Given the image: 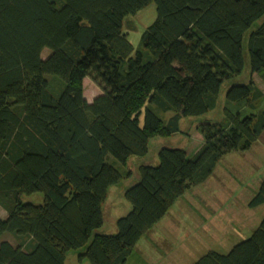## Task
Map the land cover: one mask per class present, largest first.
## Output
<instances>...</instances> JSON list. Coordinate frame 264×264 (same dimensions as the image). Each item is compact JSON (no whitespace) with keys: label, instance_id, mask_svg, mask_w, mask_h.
<instances>
[{"label":"trees","instance_id":"16d2710c","mask_svg":"<svg viewBox=\"0 0 264 264\" xmlns=\"http://www.w3.org/2000/svg\"><path fill=\"white\" fill-rule=\"evenodd\" d=\"M151 2L155 19L135 49L123 22ZM245 69L264 81V0H0V264H65L69 251L125 264L186 190L263 133L264 93L234 82ZM87 76L101 87L90 102ZM224 87L226 120H200L193 156L162 147L157 164L131 174L108 160L146 156L150 138L213 110ZM117 185L131 207L102 234ZM35 193L41 203L22 200ZM263 204L264 177L247 206ZM10 232L19 242L3 238ZM192 264H264V216L227 253Z\"/></svg>","mask_w":264,"mask_h":264},{"label":"rangeland","instance_id":"374dc122","mask_svg":"<svg viewBox=\"0 0 264 264\" xmlns=\"http://www.w3.org/2000/svg\"><path fill=\"white\" fill-rule=\"evenodd\" d=\"M155 8L151 2L123 22L127 39L135 49L140 45L141 34L155 19ZM48 53L49 49L45 48L41 55L46 57ZM249 79L264 93V81L257 73L250 74L245 69L234 78V82L246 83ZM222 90L213 110L202 117H182L177 133L150 138L146 156L131 157L125 165L111 156L108 160L131 174L138 164H157V153L162 147L181 148L189 157L193 156L204 142L199 130L200 120H226L223 108L226 87ZM83 92L89 101L101 92L100 84L92 76H87L83 81ZM171 115L163 114L162 119L166 121ZM263 177L264 131L247 150L223 155L204 182L186 190L138 240L125 264H192L209 250L227 253L236 243L248 238L264 216V204L257 208L247 206ZM131 179L129 177L123 184L126 186ZM22 200L41 203L43 196L41 193L23 195ZM130 207L123 187L111 186L103 202V223L98 232L115 234L117 218L125 215ZM5 216L6 212L0 207V217ZM14 234L4 233L3 238L16 244L19 240ZM65 264L89 263L87 258H80L78 252L69 251Z\"/></svg>","mask_w":264,"mask_h":264},{"label":"crops","instance_id":"0c3cea01","mask_svg":"<svg viewBox=\"0 0 264 264\" xmlns=\"http://www.w3.org/2000/svg\"><path fill=\"white\" fill-rule=\"evenodd\" d=\"M84 79H85V78H84ZM83 81H84V80H83ZM84 96H85V95H84ZM95 96H96V95H95ZM95 96H94V97H95ZM94 97H93V98H94ZM85 98H86V97H85ZM93 98H92V99H93ZM92 99H91V100H92ZM91 100H89V102H90ZM87 101H88V100H87Z\"/></svg>","mask_w":264,"mask_h":264}]
</instances>
